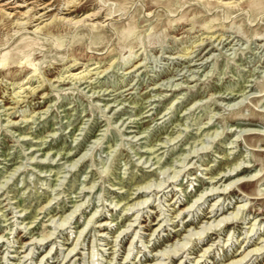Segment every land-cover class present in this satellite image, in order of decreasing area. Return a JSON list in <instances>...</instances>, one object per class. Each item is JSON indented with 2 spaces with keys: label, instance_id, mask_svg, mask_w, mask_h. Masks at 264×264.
<instances>
[{
  "label": "rangeland",
  "instance_id": "374dc122",
  "mask_svg": "<svg viewBox=\"0 0 264 264\" xmlns=\"http://www.w3.org/2000/svg\"><path fill=\"white\" fill-rule=\"evenodd\" d=\"M219 1L82 0L69 15L98 27L50 33L0 18V264H228L261 244L240 263L264 264V0Z\"/></svg>",
  "mask_w": 264,
  "mask_h": 264
},
{
  "label": "bare ground",
  "instance_id": "6f19581e",
  "mask_svg": "<svg viewBox=\"0 0 264 264\" xmlns=\"http://www.w3.org/2000/svg\"><path fill=\"white\" fill-rule=\"evenodd\" d=\"M26 1V0H25ZM24 1V2H25ZM41 0H31V1H28L30 3V5H27L28 3L26 4H22V5H15V6H20L21 8L18 9L17 11H13V8L10 9V10H7V8H4V7H0V18L1 20H4L6 19L8 22H9V25H11L12 29H13V32H16V31H19L21 29H23V31L25 29H27L28 27L30 28V31L32 32H36V33H50L52 31V29H59L60 27H64V26H68V27H72L74 26L75 24H78V23H84V25H88L89 27L91 28H96L98 27V25H96L95 22H91L90 20H92V17L93 16H96L97 15V11H87L85 13H82L78 16H70V12L73 10L71 8H76V7H79V5L81 4L82 0H62V3H63V10L64 11V15H58L57 13H47V7L48 5L50 4L49 1L47 2H44V1H41ZM221 1V0H220ZM219 1V2H220ZM11 3V2H10ZM117 3V2H116ZM120 3V2H118ZM229 2H224V4H228ZM252 3H254V6H255V9L256 11L259 10V11H263L264 10V6H259V2L258 1H252ZM4 4V3H2ZM230 4V3H229ZM5 6V5H4ZM62 6V5H61ZM51 8V7H50ZM49 8V9H50ZM221 9V8H220ZM223 15V14H222ZM77 26V25H76ZM205 27V31H208L210 32L212 29L210 27H212V25H208V24H205L204 25ZM206 34V33H205ZM42 35V34H41ZM215 35V34H214ZM213 35V36H214ZM212 35L210 36H205V38L208 37V39L211 37ZM213 36L211 38H213ZM198 38V37H197ZM3 44V43H1ZM199 45V44H198ZM191 46V45H190ZM1 49V48H0ZM2 50V49H1ZM191 50V49H190ZM189 51V50H188ZM186 54L189 55V52H187ZM203 58V57H202ZM13 61L11 59V52L9 49L5 50V51H1L0 52V71L2 70H5V69H8L10 67H8L10 64H12ZM77 62V61H76ZM75 62V63H76ZM16 63L18 64L19 67H29L30 68V71L31 73H35L37 68H36V65L35 63H33L31 61V59H29V55L28 54H25L23 57H21L20 59H18L16 61ZM94 63V62H92ZM139 64V63H137ZM63 65V64H62ZM71 66V65H70ZM65 67V66H64ZM68 67V66H67ZM76 67V66H75ZM86 67V66H84ZM110 67V66H109ZM135 67V66H134ZM132 67V68H134ZM69 68V67H68ZM127 72V71H126ZM60 73V72H59ZM28 75V74H27ZM62 75V74H61ZM73 75V74H72ZM86 75L85 73L80 75V76H74L75 78L78 77L79 78H83V76ZM97 75V74H96ZM66 76V75H65ZM99 76V75H98ZM62 77V76H61ZM68 77V76H67ZM60 78V77H59ZM31 79V78H30ZM83 80V79H82ZM16 82V81H15ZM27 83V82H26ZM180 84V83H179ZM18 85V84H17ZM23 86V85H22ZM20 87V86H19ZM32 87V86H31ZM37 87V86H36ZM130 87V86H129ZM18 88V87H17ZM28 89H29V86H28ZM32 89V88H31ZM234 89V88H233ZM17 101V100H16ZM9 113V112H8ZM6 118V117H5ZM32 118V117H31ZM29 119V118H28ZM12 122V121H11ZM20 138V137H19ZM38 145V144H37ZM152 151V150H151ZM240 164V163H239ZM229 169V168H228ZM179 172V171H178ZM234 173V172H233ZM158 185V184H157ZM145 187V186H144ZM117 188V187H116ZM160 190V189H159ZM79 204V203H78ZM137 204V203H136ZM191 205V204H190ZM78 206V205H76ZM75 208H78V207H75ZM129 208L126 207L124 209H127ZM133 209V208H132ZM131 209V210H132ZM239 209V208H238ZM42 210V209H40ZM186 210V209H185ZM137 214V213H136ZM70 215V214H69ZM138 215V214H137ZM215 215V213H213L211 216ZM236 215V214H235ZM68 217V216H67ZM65 218V217H64ZM162 218V217H161ZM225 218V217H224ZM223 218V219H224ZM64 220V219H63ZM225 220H227L225 218ZM67 222V221H66ZM89 222V221H88ZM223 223L224 221H222V219L219 220V223ZM226 222V221H225ZM106 223V222H105ZM162 224V223H160ZM14 225V224H13ZM254 223L251 224V226L253 227ZM107 226V225H106ZM131 226V225H130ZM140 227V226H139ZM252 227L250 228V230L252 229ZM61 228V227H60ZM122 230V229H121ZM207 230V229H206ZM51 231V230H50ZM155 231V230H154ZM224 231V230H223ZM45 233V232H44ZM102 235V233H101ZM186 235V234H185ZM191 237V236H190ZM189 239V238H188ZM47 240V239H45ZM121 240V239H120ZM187 240V239H186ZM36 241V240H35ZM181 242V241H180ZM264 243V242H263ZM249 244V243H247ZM185 245V243L182 245V247ZM14 246V245H13ZM179 246V245H178ZM262 244L261 245H255L253 247H249L248 248V245H246V247H244L242 249V253L240 256H238V258H234L232 259V261L230 263H233V262H239V263H234V264H241L240 261L244 258H246V256H252L253 254H258L257 252L260 251V249H262ZM178 248V247H177ZM72 249V248H71ZM70 250V249H69ZM207 250L204 249V251ZM244 251V252H243ZM165 253V252H164ZM68 254V252H67ZM66 254V256H67ZM168 255V253H165ZM175 254V253H174ZM239 254V253H238ZM71 255V254H70ZM162 255V254H161ZM170 256H172V254H170ZM25 257V255H24ZM161 257L160 255L157 257L159 258ZM169 257V256H168ZM248 257V258H249ZM161 258H164V256L162 255ZM166 258V257H165ZM198 260V259H197ZM246 261V260H245ZM244 262V261H243ZM162 261H157L155 262L154 264H161ZM228 263V264H230Z\"/></svg>",
  "mask_w": 264,
  "mask_h": 264
}]
</instances>
